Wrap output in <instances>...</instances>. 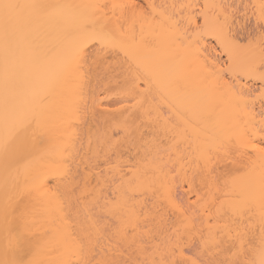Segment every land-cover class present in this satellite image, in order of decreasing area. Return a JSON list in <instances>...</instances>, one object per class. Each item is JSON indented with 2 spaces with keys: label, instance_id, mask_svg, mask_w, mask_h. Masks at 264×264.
<instances>
[{
  "label": "bare ground",
  "instance_id": "6f19581e",
  "mask_svg": "<svg viewBox=\"0 0 264 264\" xmlns=\"http://www.w3.org/2000/svg\"><path fill=\"white\" fill-rule=\"evenodd\" d=\"M229 1L0 0L48 6L0 8V259L259 260L264 0L246 43Z\"/></svg>",
  "mask_w": 264,
  "mask_h": 264
},
{
  "label": "snow or ice",
  "instance_id": "6c2138e0",
  "mask_svg": "<svg viewBox=\"0 0 264 264\" xmlns=\"http://www.w3.org/2000/svg\"><path fill=\"white\" fill-rule=\"evenodd\" d=\"M20 7H35V8H42L43 9V8H47L48 6L47 5L24 6V5H15V4H0V8H3L6 12H7V10L16 9V8H20ZM60 7L71 8L72 6L69 5V6H60ZM128 7L134 8L135 5L134 4H129V5L113 4L112 5L113 10H115L117 8H120L123 10L125 8H128ZM191 7H196V5H191ZM204 7L207 8L209 6L205 5ZM214 7H216V6H214ZM261 19H264V4L261 5ZM226 22H227V15H225V20H224L225 24H226ZM262 51H264V49H262ZM253 70L258 72V79L261 81H264V57H262L259 66ZM124 83H125L129 92H135V90L138 87H140V81H139V78L137 76H126ZM261 131L264 132V128H262ZM250 147L254 150H257L260 153H264V140H261L259 144L253 143L250 145ZM250 194L256 195L257 194L256 190L250 189ZM258 195H259V198L262 201H264V178H262V180H261L260 187L258 190ZM8 215H9V213L6 209L5 210L6 230L11 231L12 230L11 223L7 222ZM174 251H175V249H173V252ZM0 264H34V262L31 260H25L23 253L16 254L14 252L12 255V258H9V249L5 248L3 259H0ZM104 264H119V262L118 261H105ZM154 264H156V262H154ZM158 264H187V261L182 260V259H176L175 256H173L172 259H168L167 256H162L161 260L158 262ZM192 264H205V262L194 260L192 262ZM249 264H264V240L261 241L260 251H259V260L258 261H250Z\"/></svg>",
  "mask_w": 264,
  "mask_h": 264
},
{
  "label": "rangeland",
  "instance_id": "374dc122",
  "mask_svg": "<svg viewBox=\"0 0 264 264\" xmlns=\"http://www.w3.org/2000/svg\"><path fill=\"white\" fill-rule=\"evenodd\" d=\"M229 2L230 4L228 5L231 6L234 20L231 33L236 39H238L237 41L240 43H246L249 37L251 38L254 34H256L262 26L260 23L255 22L254 17L252 16L253 14H251L249 10L243 9V2L239 3L235 0ZM252 86L253 87L251 88L255 89L257 84Z\"/></svg>",
  "mask_w": 264,
  "mask_h": 264
}]
</instances>
